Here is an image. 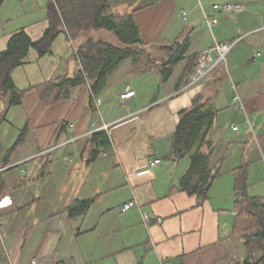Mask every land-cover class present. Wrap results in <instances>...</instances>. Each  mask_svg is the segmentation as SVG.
I'll return each mask as SVG.
<instances>
[{
  "label": "crops",
  "instance_id": "crops-1",
  "mask_svg": "<svg viewBox=\"0 0 264 264\" xmlns=\"http://www.w3.org/2000/svg\"><path fill=\"white\" fill-rule=\"evenodd\" d=\"M64 1L5 0L0 8V57L20 31L40 40L51 25V6L60 23L50 52L40 55L29 47L11 74L15 88L25 92L22 103L9 106V91L5 102L0 98V264L243 261L247 246L233 233L238 167L247 166L249 195L264 198V0H106L103 15H132L139 32L134 44L105 27L69 23ZM226 2L244 3L246 10H212ZM201 6L219 20L212 29ZM240 37L226 66L178 89L184 71L192 67L187 80L196 57L214 40ZM89 39L132 50L96 94L100 106L88 82L47 91L51 81L80 73L76 52ZM145 43L151 48L144 51ZM184 43L164 81L165 64ZM231 80L239 85L244 109L232 105ZM131 90L134 96L122 101ZM200 96L217 111L201 150H211L212 166L220 169L205 199L181 187L190 156L175 159L171 153L179 113ZM102 123H113L106 131L110 147L95 156L91 135ZM155 159L161 162L151 166ZM85 200H93L86 212L69 216L68 207ZM127 203L133 207L123 211Z\"/></svg>",
  "mask_w": 264,
  "mask_h": 264
},
{
  "label": "trees",
  "instance_id": "trees-1",
  "mask_svg": "<svg viewBox=\"0 0 264 264\" xmlns=\"http://www.w3.org/2000/svg\"><path fill=\"white\" fill-rule=\"evenodd\" d=\"M5 0H0V8ZM62 3L63 0H57ZM63 14L69 23H79L86 28L105 27L112 30L117 37L126 44L138 43V30L133 24L131 14L124 16L103 15L106 10V0H65ZM50 27L45 35L38 41H32L24 31L14 34L7 49L0 57V89L10 92L9 106L20 105L25 92L15 88L11 74L21 65L22 58L27 54L29 47L34 48L40 55L50 52V47L58 34L59 19L51 6ZM186 43L182 46L179 55L165 64L163 80H168L173 67L178 60ZM132 54L130 49L117 48L104 41L89 39L79 47L76 58L80 60L82 70L73 78H62L59 81L48 83L47 91L64 88H73L90 81L93 94H97L104 86L107 76L127 57ZM180 58V59H179ZM198 56L196 57L195 63ZM195 66V65H194ZM188 66L178 84L181 89L186 80L184 78L191 72ZM217 111L210 99L202 96L193 101L190 109L179 113V123L173 136L171 148L172 156L181 159L190 156V168L181 178L180 184L188 194L198 195L201 199L207 198L208 192L220 175L219 167L211 163L212 151L203 152L201 147L207 142L206 138L213 126ZM94 145V155L99 156L101 151L110 147V140L106 131H97L91 135ZM22 140L19 138L18 142ZM236 181L234 186L235 204L238 210L233 226V233L239 235L248 249L247 257L237 264H264V198L252 197L248 193L247 166L242 165L235 170ZM3 182L0 179V195ZM93 200L75 201L68 207L69 216H81L86 212Z\"/></svg>",
  "mask_w": 264,
  "mask_h": 264
},
{
  "label": "built area",
  "instance_id": "built-area-1",
  "mask_svg": "<svg viewBox=\"0 0 264 264\" xmlns=\"http://www.w3.org/2000/svg\"><path fill=\"white\" fill-rule=\"evenodd\" d=\"M201 10L203 13L205 23L209 29H212L219 23L218 18L208 15L202 6H201ZM212 10L216 12H221V13L240 14L246 10V6L244 3H241V2H226L223 4H214L212 6ZM180 15L184 21L187 20V15H188L187 12L181 11ZM242 38L244 37H240L232 42H219V41L214 40L211 47L201 51L198 55L193 72L189 75L188 79L185 82L184 87H182L180 91L202 83L218 67L226 66L229 53ZM87 82L90 85V81L88 80ZM230 90L233 94L232 95V105L237 106L239 109H244V103H243V100L239 92V85L231 80ZM134 94H135V91L133 90L127 91L124 94H122L120 98L122 101H126L130 99L131 97H133ZM92 98L94 99L96 106H100L101 99L96 94H93V93H92ZM112 124L113 123H102L92 133L97 132V131H107ZM233 129L236 130L237 127H234ZM102 152L105 154V151H102ZM160 162L161 161L159 159H155L151 163V166L159 164ZM25 174H26V171H23L22 175H25ZM132 207H133V203H127L124 205L123 211H128ZM143 219L145 222H148L149 216L144 215ZM158 221L161 222V219H158ZM2 223L3 221H2V217L0 213V227L2 226ZM30 264H37V263L35 260H33Z\"/></svg>",
  "mask_w": 264,
  "mask_h": 264
},
{
  "label": "rangeland",
  "instance_id": "rangeland-1",
  "mask_svg": "<svg viewBox=\"0 0 264 264\" xmlns=\"http://www.w3.org/2000/svg\"><path fill=\"white\" fill-rule=\"evenodd\" d=\"M214 0H210V2H213ZM116 12H119V13H121V12H123L122 10H116ZM112 13V12H111ZM110 15H114V16H116L117 14H110ZM107 16H109V15H107ZM148 45V43H145V45L143 46V50L145 51V50H148V47H150L151 48V45L150 46H147ZM131 50V49H130ZM6 95H5V93H4V91L3 90H1L0 89V98L3 100V102H5L4 101V97H5ZM9 98H10V96H9Z\"/></svg>",
  "mask_w": 264,
  "mask_h": 264
}]
</instances>
